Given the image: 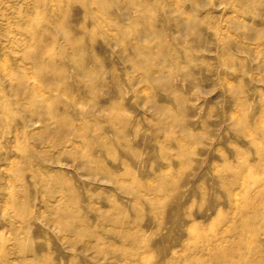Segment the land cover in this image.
<instances>
[{
	"label": "rangeland",
	"instance_id": "obj_1",
	"mask_svg": "<svg viewBox=\"0 0 264 264\" xmlns=\"http://www.w3.org/2000/svg\"><path fill=\"white\" fill-rule=\"evenodd\" d=\"M208 243L264 249V0H0V264Z\"/></svg>",
	"mask_w": 264,
	"mask_h": 264
},
{
	"label": "bare ground",
	"instance_id": "obj_2",
	"mask_svg": "<svg viewBox=\"0 0 264 264\" xmlns=\"http://www.w3.org/2000/svg\"><path fill=\"white\" fill-rule=\"evenodd\" d=\"M251 1V0H248ZM53 67V63H49ZM40 62H36V67L40 68ZM77 75L80 77L81 70L79 69ZM64 76H61V79ZM51 80L47 81L50 84ZM37 106V104H35ZM30 127H38L39 123L29 121ZM10 134V133H9ZM7 138L2 137L1 141L5 142ZM44 144V143H43ZM188 255L193 258H185ZM182 260H176L170 264H264V249L260 246L248 244H234L232 246L216 245L215 243H208L201 247H196L194 250L187 249Z\"/></svg>",
	"mask_w": 264,
	"mask_h": 264
}]
</instances>
